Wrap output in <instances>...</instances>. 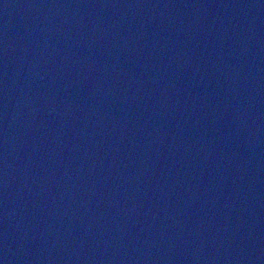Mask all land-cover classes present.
I'll return each instance as SVG.
<instances>
[{
    "label": "water",
    "instance_id": "1",
    "mask_svg": "<svg viewBox=\"0 0 264 264\" xmlns=\"http://www.w3.org/2000/svg\"><path fill=\"white\" fill-rule=\"evenodd\" d=\"M0 264H264V0H0Z\"/></svg>",
    "mask_w": 264,
    "mask_h": 264
}]
</instances>
